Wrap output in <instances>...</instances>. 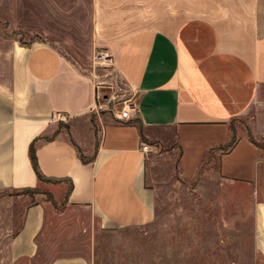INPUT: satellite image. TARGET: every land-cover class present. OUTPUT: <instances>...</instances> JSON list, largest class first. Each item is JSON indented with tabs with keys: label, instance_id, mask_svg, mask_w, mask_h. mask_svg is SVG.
I'll use <instances>...</instances> for the list:
<instances>
[{
	"label": "crops",
	"instance_id": "crops-1",
	"mask_svg": "<svg viewBox=\"0 0 264 264\" xmlns=\"http://www.w3.org/2000/svg\"><path fill=\"white\" fill-rule=\"evenodd\" d=\"M19 1L12 21L18 30L79 32L87 25L90 46L110 61L93 56L92 69L82 68L46 37L13 40L0 63V192L48 183L62 204L72 183L61 209L47 199L25 207L9 240L12 259L37 255L53 211L85 210L105 231L151 222L156 190L147 182V160L162 144L178 150L181 166L196 160L197 168L215 154L229 179L252 181L254 247L264 259V147L247 137L250 130L264 138V0ZM106 78L131 90L129 119L98 113ZM231 123L235 143L217 150L231 137ZM243 129L246 140L238 137ZM32 141L40 172L66 181L37 179ZM75 146L85 155L96 149L93 160L83 163Z\"/></svg>",
	"mask_w": 264,
	"mask_h": 264
},
{
	"label": "rangeland",
	"instance_id": "rangeland-1",
	"mask_svg": "<svg viewBox=\"0 0 264 264\" xmlns=\"http://www.w3.org/2000/svg\"><path fill=\"white\" fill-rule=\"evenodd\" d=\"M15 2L20 1L0 0V63L7 60L13 40L47 37L82 68L92 69V57L103 49L90 46L87 25L79 32L18 30L12 22ZM103 68L96 70L104 74ZM99 86L101 115L115 116L132 96L116 78ZM244 133L239 130L238 137L244 138ZM178 155V150L162 144L148 156L147 182L156 190L151 222L105 231L85 210L53 211L39 237L38 253L31 258L12 259L9 240L21 225L25 207L48 196L37 191L0 192V264H53L81 257L87 264H264L254 247L252 181L229 179L215 154H207L197 168L196 160L188 168L185 161L181 166ZM47 184L36 188L48 191ZM51 188L58 193V188Z\"/></svg>",
	"mask_w": 264,
	"mask_h": 264
},
{
	"label": "trees",
	"instance_id": "trees-1",
	"mask_svg": "<svg viewBox=\"0 0 264 264\" xmlns=\"http://www.w3.org/2000/svg\"><path fill=\"white\" fill-rule=\"evenodd\" d=\"M38 38V37H37ZM39 39V38H38ZM32 40H34V38H30L28 41H24L22 39H19V42L22 44V45H26V44H29ZM138 125H139V128L140 130H142V123L141 121L138 122ZM236 128L234 126L233 123H231V137L229 138L228 141H226L225 143L223 144H220V145H217L215 148L217 150H225V149H228L229 147H231L235 141H236ZM247 137H248V140L250 142H252L254 145L258 146V147H264V141H258L254 136L253 134L251 133L250 130H247ZM76 147V151L78 153V156L80 158V160L83 162V163H89L93 160L94 158V155H95V151L90 154V155H85L82 150L78 147V146H75ZM29 158H30V162H31V165H32V168L37 176V179L39 181H45V182H53V183H58V182H61V181H66V179H56V178H49V177H45L39 170V166H38V162H37V158H36V155H35V148H34V141H32L29 145ZM68 180V179H67ZM71 187H72V183L70 180H68V187H67V190L65 192V199L68 195V193L70 192L71 190ZM15 192H19V193H23V192H29V193H33V192H42L44 193L47 197V200L51 201V203L55 206L56 209H61V207L64 205V202H65V199L63 201L62 204H58L51 192L49 191H39L38 188L36 187H28V188H24V189H21V190H14Z\"/></svg>",
	"mask_w": 264,
	"mask_h": 264
},
{
	"label": "built area",
	"instance_id": "built-area-1",
	"mask_svg": "<svg viewBox=\"0 0 264 264\" xmlns=\"http://www.w3.org/2000/svg\"><path fill=\"white\" fill-rule=\"evenodd\" d=\"M94 60L98 63L104 64L110 61V57L105 51H101L97 55L94 56ZM124 103L125 105L122 107V109L115 114L116 118L118 119H129L131 116L130 112H131L132 102H130L129 99H127L124 101ZM55 117L59 120L65 119V116L62 113H56ZM142 149L144 151H149L150 146L144 143L142 145Z\"/></svg>",
	"mask_w": 264,
	"mask_h": 264
}]
</instances>
